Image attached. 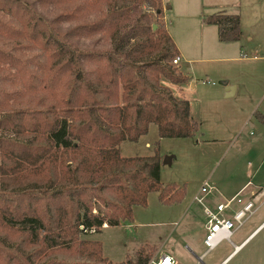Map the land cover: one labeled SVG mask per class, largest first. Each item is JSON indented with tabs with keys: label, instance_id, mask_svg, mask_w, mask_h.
Segmentation results:
<instances>
[{
	"label": "trees",
	"instance_id": "1",
	"mask_svg": "<svg viewBox=\"0 0 264 264\" xmlns=\"http://www.w3.org/2000/svg\"><path fill=\"white\" fill-rule=\"evenodd\" d=\"M166 7L0 0V264H100L90 232L131 219L152 190L163 202L180 199L160 180L157 142L147 155L120 150L151 124L160 137L199 130ZM206 21L222 41L241 36L238 13Z\"/></svg>",
	"mask_w": 264,
	"mask_h": 264
},
{
	"label": "rangeland",
	"instance_id": "2",
	"mask_svg": "<svg viewBox=\"0 0 264 264\" xmlns=\"http://www.w3.org/2000/svg\"><path fill=\"white\" fill-rule=\"evenodd\" d=\"M166 1L171 5L168 15L173 13L170 10H175V1L172 0L174 8ZM192 7H197L195 16L199 21L195 20L196 25L188 33L178 26L172 34L169 20L173 15L165 17V21L176 45L191 51L188 57L194 59L184 63L190 82L183 87V93L189 99L192 116L199 122V130L190 137H160L156 126L151 124L137 141L124 140L120 145L123 155H147L153 153L157 142L161 157L160 180L174 185L173 192L181 193L180 199L163 202L158 191L152 190L145 204L133 205L131 219H121L117 225L104 224L100 231L90 232L89 237L101 242L105 258L102 264L135 260L138 253H149L150 244L158 245L167 234H203L205 215L193 195L204 179L223 193L237 182L247 180L250 170L254 183L264 184V121L258 117L264 114V48L249 43V36L255 37V41L262 34L264 0H199ZM166 8L168 11V6ZM221 9L240 16L241 39L228 42L238 50L212 54L216 56L214 59L208 53L203 56L193 53L195 48L203 47L205 27L200 24L211 26L216 32L215 25H206V18ZM241 43L245 45L244 51L239 47ZM232 85L236 91L226 96V87ZM166 155H171L170 162L163 161ZM222 198L211 195L206 201L215 206ZM260 217H264V204L237 229L232 240L239 242L252 220ZM261 239H264V228L253 242L260 243Z\"/></svg>",
	"mask_w": 264,
	"mask_h": 264
},
{
	"label": "crops",
	"instance_id": "3",
	"mask_svg": "<svg viewBox=\"0 0 264 264\" xmlns=\"http://www.w3.org/2000/svg\"><path fill=\"white\" fill-rule=\"evenodd\" d=\"M169 1L172 4V8H174L172 0H169ZM174 1H175V8H174L175 10L173 9L170 10L173 13L170 12L167 15V12H169L171 5L166 0H162L164 5L168 6V11H166L167 8L165 9L166 13L164 11V19L167 16L169 18V16L173 15L172 19L169 20L171 23L172 34H174L173 31L175 32V29H177L178 26H180L181 29L185 33H188L190 31V28L193 25H196L195 20L197 19L199 21V18H196L195 16L197 14L196 13L197 7L196 8L192 7V5L196 1L199 2V0H191V1L190 0H174ZM221 10H225V9H221ZM231 13H236V12H231ZM211 24L215 25L217 28V25L214 23L207 22L206 25H211ZM200 26L202 28L205 27L203 30L204 39L202 40L203 47L199 46V48H195V51H193V53L203 56L204 54H207V53H208L207 55H212L215 53H217L218 55L221 53L226 54V53L235 52L238 50V47L234 49L233 48L234 44H228V42L240 40L242 33H241L240 38L237 40L222 41L218 38V30L214 32L211 26H205L202 23L200 24ZM253 39H255V37L249 36V43H251V45L255 47L262 45L264 48V27H263L261 36H259V39L255 41ZM244 46L245 45L241 43L239 47H242L241 49L244 51ZM177 47L179 49L180 66L184 70V63H186L187 61H193L194 59H191L190 57H188L191 51H188V50L186 51V49H182L181 45ZM201 49L202 51H205V52H200ZM214 58H216V56H214L211 59H214ZM189 82L187 83L188 85H189ZM191 85H193V83H191ZM185 86L186 85H184V88ZM181 91L183 93V88ZM235 91L236 90L234 87V92ZM190 110H191V107H190ZM258 117L260 118L261 121H264V114H259ZM247 176H248L247 180H241L240 182H237L232 187L231 190H224L222 191L223 193L220 192L221 196H230L234 194L235 192H237L242 187H244L245 190L250 191L256 188L257 186H264V184L262 183H257V182L254 183L251 177L252 174L250 173V170H248ZM198 191H199V188L196 190L194 194H196ZM216 195L219 197V194H216ZM105 225L107 224L105 223ZM263 228H264V217L262 218L260 217L259 219L252 220V222L249 224L246 230H244L243 233L240 235L241 240H243L246 236L250 234L246 243L239 250L233 252L232 251L233 246H231L232 244L227 240H223L216 247H214L208 252H205V246L203 244V235L206 231V219H205L204 224H203V234H200L197 236L191 233H188V232H181L180 234H178V236L173 235V234H167L162 238L163 240L161 239L158 245L153 244V243L150 244L151 250L149 252V259L147 261V264H151L150 259L152 258L157 259L158 256L162 254L163 252L173 257V259L175 260L174 264H228V263L230 264H260L261 261H264L263 259L264 239H261L260 243L253 242V241L255 237L258 235V233ZM260 259L261 261L259 262ZM118 260H121V259H118Z\"/></svg>",
	"mask_w": 264,
	"mask_h": 264
},
{
	"label": "built area",
	"instance_id": "4",
	"mask_svg": "<svg viewBox=\"0 0 264 264\" xmlns=\"http://www.w3.org/2000/svg\"><path fill=\"white\" fill-rule=\"evenodd\" d=\"M178 60H180L179 55L175 57V61ZM216 194L221 196L216 185L204 179L199 191L193 197L202 205L206 219V231L203 235L205 252L210 251L223 240L229 241L233 246L232 251L235 252L246 243L250 234L239 243L233 242L232 236L264 203V186H257L250 191L242 187L230 196H223L215 206H210L206 198ZM174 262L173 257L164 252L157 259H150L151 264H174Z\"/></svg>",
	"mask_w": 264,
	"mask_h": 264
},
{
	"label": "water",
	"instance_id": "5",
	"mask_svg": "<svg viewBox=\"0 0 264 264\" xmlns=\"http://www.w3.org/2000/svg\"><path fill=\"white\" fill-rule=\"evenodd\" d=\"M153 27H155V24H153ZM226 90H227L226 96L232 95L233 92H234V86L233 85L232 86H227ZM163 161L164 162H170L171 161V155L164 156Z\"/></svg>",
	"mask_w": 264,
	"mask_h": 264
}]
</instances>
